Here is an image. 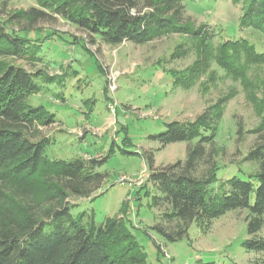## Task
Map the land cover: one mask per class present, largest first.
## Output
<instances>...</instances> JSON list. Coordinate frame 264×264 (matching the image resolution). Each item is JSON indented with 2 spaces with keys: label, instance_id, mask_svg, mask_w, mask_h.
Instances as JSON below:
<instances>
[{
  "label": "rangeland",
  "instance_id": "rangeland-1",
  "mask_svg": "<svg viewBox=\"0 0 264 264\" xmlns=\"http://www.w3.org/2000/svg\"><path fill=\"white\" fill-rule=\"evenodd\" d=\"M243 1H184L183 21L204 25L212 36L208 64L186 88L183 75L204 56L190 36L173 32L142 44H107L55 13L37 19L18 15L42 10L36 0H0V18L37 48L34 58H0V69L3 63L12 64L54 76L51 83L39 78L40 90L27 98L29 105L44 106L55 116L38 127L33 139L50 138L48 158H94L99 163L93 171L104 174L91 195L70 200V213L85 212V224L90 216L97 224L107 217L122 219L143 246L149 264H264V252L242 245L253 236L247 234L244 209L228 211L207 231L194 221L176 241L158 234L154 226L175 230L176 220L163 219L166 205L150 206L152 195L159 192L146 181L144 158L152 155L153 168L183 160L194 142L160 146L147 137L164 131L170 122H193L224 100L221 115L209 129L214 132L210 148L218 182L233 175L247 180V174L258 169L244 157L264 137V128L258 130L264 115V62L250 64L243 80L228 75L215 59L217 46L226 40L246 39L257 52H264V32L241 22ZM3 201L0 196V206ZM255 236H264V225Z\"/></svg>",
  "mask_w": 264,
  "mask_h": 264
},
{
  "label": "trees",
  "instance_id": "trees-1",
  "mask_svg": "<svg viewBox=\"0 0 264 264\" xmlns=\"http://www.w3.org/2000/svg\"><path fill=\"white\" fill-rule=\"evenodd\" d=\"M36 1L42 10L32 8L18 15L37 19L55 13L107 44H142L173 32L192 37L199 55L204 56L195 69H189L190 74L183 75L181 83L186 88L208 64L212 36L204 25L183 21L185 0ZM241 22L264 32V0H244ZM30 41L0 18V58H34L37 48ZM215 59L228 75L246 80L247 68L264 62V52H257L246 39L226 40L217 46ZM1 67L0 196L5 201L0 206V264H149L143 246L122 219L112 216L97 224L90 216L85 224V212L70 213L74 205L70 200L91 195L104 174L93 171L99 163L94 158H48L45 148L50 138L33 139L38 127L53 122L55 116L44 106L29 105L27 98L40 90L39 78L51 83L54 76L12 64ZM223 103L219 100L193 122H170L164 131L147 137L160 146L194 142L183 160L160 168H153L152 155L144 156L149 169L146 181L159 192L152 195L150 206L166 205L163 219L176 220L175 230L159 224L153 228L176 241L194 221L207 231L228 211L244 209L248 212L247 234L253 236L242 245L248 251L264 252V236H255L264 225V137L244 157L258 165L247 180L233 175L218 182L210 148L214 132L209 129L221 115ZM263 128L264 115L258 130ZM254 182H258L256 187Z\"/></svg>",
  "mask_w": 264,
  "mask_h": 264
},
{
  "label": "built area",
  "instance_id": "built-area-1",
  "mask_svg": "<svg viewBox=\"0 0 264 264\" xmlns=\"http://www.w3.org/2000/svg\"><path fill=\"white\" fill-rule=\"evenodd\" d=\"M124 179H125V177H124V176H121V177L119 178V181H120V182H124Z\"/></svg>",
  "mask_w": 264,
  "mask_h": 264
}]
</instances>
